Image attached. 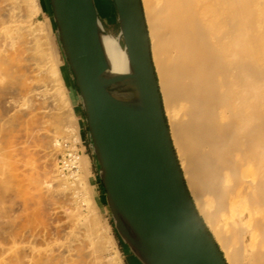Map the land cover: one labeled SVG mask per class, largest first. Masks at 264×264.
I'll list each match as a JSON object with an SVG mask.
<instances>
[{"label":"bare ground","instance_id":"6f19581e","mask_svg":"<svg viewBox=\"0 0 264 264\" xmlns=\"http://www.w3.org/2000/svg\"><path fill=\"white\" fill-rule=\"evenodd\" d=\"M22 1L27 2L31 15L45 12L41 0L19 2ZM93 1L98 15L100 10L103 15L105 14L103 12L109 11L107 6L109 0ZM140 1L162 105L164 113L166 109L168 115L167 120L165 113L172 146L198 215L211 233L226 264H264V0ZM13 6L9 20L11 23V20H14L12 24L20 25L21 20L14 15L16 13L13 11L15 8ZM110 12L111 9L109 15ZM9 24L7 27L5 25L4 30L2 28L4 34L1 33L5 35L3 39L7 42L0 40L1 43L4 41L12 47L15 38L20 35L18 38L24 39L23 36L28 37V34L25 35L24 31H20L19 25L13 27ZM38 25L39 31L37 27L35 29L39 36L34 37L35 41L32 40L34 49L30 50H33L34 56L30 57L36 59L35 69L41 70L42 75L45 71V75L52 77L56 85V89L54 88L56 97H59L64 108H68L64 113L65 119L58 116L60 120L67 122V125L66 122L64 125L61 123L58 127H62L56 128L60 130H58L59 136L65 128L68 139L71 135L77 138L74 121L76 115L72 106L73 101L71 102L67 94L65 72L54 48L51 46L45 48L41 40L40 35H46L47 32L44 33V30H49V27L43 21ZM101 27L103 29L101 41L108 62L106 75L130 73L132 70L128 52L122 46L121 39L107 32L102 23ZM4 45V49L11 48ZM6 51L0 49V52H5L4 55L0 54V86L2 81L5 82L7 75L9 80L6 81L12 84L10 88L12 89L15 84L13 85V75L10 76L13 73L10 71L15 55L14 53L8 55L12 50L9 52L8 49L7 54ZM7 56L8 58H5ZM38 76L41 77L37 73L36 77ZM40 77L38 80L40 79L41 84L37 78L35 81L37 80L40 87L44 88L48 85V78ZM15 82H18L17 79L14 80ZM25 82L22 81L21 85H26ZM9 84L8 86L6 84V87L2 83V86L9 90ZM39 84L35 83L34 87ZM30 86L33 84H29L27 88ZM1 87L0 92H3L2 89L5 88ZM33 88L28 89V92ZM47 92L48 90L45 93ZM114 94L129 98L132 95V87L119 84L114 89ZM55 141L57 146L62 145L58 138ZM70 156V160L66 159L65 166L73 179L69 182L67 175L62 174V177H66L62 178V182H67L69 185H64L70 186L74 193L76 189L79 190L76 192L78 197L74 196L77 200L74 199L73 203H77L76 209L79 205L80 212L72 206L76 211H72L71 208L72 213L69 215L71 221L74 220L73 225L81 224L80 228L75 225L77 229L71 225L73 226L71 230L80 234L85 224L86 237L88 236L87 239L93 247L91 251L98 255L95 254L94 258H100L106 250L113 249V243L110 242L111 236H108L107 229L103 230V226L99 224L102 222L98 215V200L92 194L88 156L78 155L75 152ZM81 203L87 205L90 212L87 216L80 209ZM123 224L127 226L126 223ZM99 225L100 234L97 233ZM94 230L97 232L95 233ZM75 232L72 234L76 235ZM95 234H99V238L94 237ZM12 239L14 244L21 241L17 236ZM83 239L82 241L80 239L81 243ZM77 250L79 249L74 251ZM26 256L28 257V254ZM38 256L35 258L40 259ZM21 257L18 255L16 264H26ZM108 260L112 264H119L121 259L118 251ZM26 261L28 262L29 259ZM110 262L108 261L107 264Z\"/></svg>","mask_w":264,"mask_h":264},{"label":"water","instance_id":"95a60500","mask_svg":"<svg viewBox=\"0 0 264 264\" xmlns=\"http://www.w3.org/2000/svg\"><path fill=\"white\" fill-rule=\"evenodd\" d=\"M114 1L132 71L112 76L94 1L50 0L115 227L143 264H226L172 146L141 1ZM119 84L131 97L114 94Z\"/></svg>","mask_w":264,"mask_h":264},{"label":"rangeland","instance_id":"374dc122","mask_svg":"<svg viewBox=\"0 0 264 264\" xmlns=\"http://www.w3.org/2000/svg\"><path fill=\"white\" fill-rule=\"evenodd\" d=\"M12 2L14 3V6ZM18 2L17 0H0V29L2 30L3 28L4 30V28L7 27V24L11 23L9 19L11 18L12 14L11 16H9V14L13 6L15 7L13 8V11L17 14L14 15L17 18H20L21 21L19 22L23 28L21 29V26L17 23L12 24L14 20H11V24L13 27H16V24L17 26L19 25L18 28L20 31H24L25 35L28 34V37L27 35L23 36L24 39L21 37L18 38L20 35L18 37L16 36L17 38H15L14 44L15 47L12 46L14 47L12 49L11 45H8V43H6L7 41L3 39L5 38V35L3 36L1 34H4L3 30H0V39L6 41L3 42L5 45L11 47H8L9 52L11 50L12 51L8 53L7 47L4 49V43L2 42V45L1 40L0 45L2 46L0 49L2 51L7 50L6 54L8 53V55L11 53H14L15 55V61L14 57H12L14 63L11 62L12 69L10 71L13 73L10 75H13V80L11 77L10 79L12 80L13 85H15L12 87V89H10L12 84H9L10 82L8 81V83L6 81L8 79L6 75V80L4 79L5 82H1V86L2 83L4 86H6V84L8 86L9 84V90H6L7 88L4 86H0L1 88H5L2 89L3 92H0V264H16L18 255L19 257L22 256L21 258L26 262V264H35V261L36 264H40L41 260V264H107L108 261L110 262L108 258L110 259L112 254L116 251H118L121 259L119 264H143L131 252L129 246L121 238L115 227V220L113 218L111 209L108 206L106 191L99 175V165L96 155L93 151V145L83 101L62 42L60 40L59 29L53 14L51 2L50 0H41V3L45 7V12H41L38 15L30 14V10H28L30 7L28 6L27 2L22 1L21 3L19 2L20 4ZM107 6H109V11L111 9L110 15L108 13L109 11L103 12L105 13L103 15L101 13L102 10L99 9L100 20L105 30L119 37L121 39L122 46L125 47L123 37L120 35L121 30L115 1L109 0ZM98 8L100 7L98 6ZM16 17L14 19L17 21L18 19ZM41 21H43L49 27V30H44V33L45 31L47 32L46 35H40V37L42 36L41 40L44 43L45 48L51 46L56 51V54H58V59L66 75L67 94L69 95L71 102L73 101L72 106L76 115L74 121L77 131L75 132V136H77V138H73L74 135H71V137H69L70 140L66 137L68 135L65 128L62 131L63 133H61V136H59L60 130L56 129L58 125H61V123H63L62 125L65 124L66 120H60L58 116L65 119L66 117L64 113L68 108H64V105H62L58 99L59 97H56L57 94L54 92L56 85L52 77L47 74L51 77L49 79V77L45 75V71L42 70V75L41 70H37L38 68L35 69L36 59L33 60V58L30 57L34 56L32 53L33 50L31 51L30 49L34 47H32V44L34 43L32 40H34V37L39 36L38 24ZM11 24L9 25L11 26ZM35 27L38 28V31L35 29ZM32 28L34 30H32ZM28 41L31 42L28 43ZM1 53L3 52H0V54ZM4 53L2 55H4ZM5 58H8V56ZM37 73L38 75L40 74L41 77L44 76L48 78V87L45 86L48 90L47 94L45 93L47 91L46 88L44 87V89L43 87H40L41 82L40 79L38 80L40 76L37 78ZM35 77L40 82V84L37 80L36 81L38 83L35 81ZM14 78L17 79V83H14ZM22 81L23 83L26 81V85H21ZM35 83L39 84L37 85V87L39 86L38 88L34 87ZM29 84H33V86H30V88L34 87L36 89L34 91L33 88L32 91L34 92H28V89L30 88H27V86ZM42 91L45 94H43ZM31 92L33 94H31ZM27 93H29L28 95L31 97L28 96ZM28 99L30 101H28ZM165 113L168 120L166 109ZM54 123H57L56 126ZM60 129L62 130L63 128ZM57 138L62 143V145H58L59 147L55 141ZM72 152H75L78 155L86 154L88 156L92 194L98 200V215L99 219L101 220L100 222H102L99 224L103 226V230L107 229L106 232L109 237L111 236L110 238L112 239H110V242L111 244L113 243V251L106 250V254L102 253L103 257L101 256L100 258H94L96 253L94 254V252H92L93 247H91V244L87 239L88 236L86 237L85 231L87 230V226H85V224L82 226L83 229H78L80 230V234L77 232L78 236H76L77 233L75 230L72 232L73 226L75 227L76 225L80 228L81 225H77L75 223L73 225L72 221L74 220L71 221L72 218L70 217L72 213L70 212L71 208L72 211H79V205L77 207L78 209H76L75 206L77 203H73L75 201L74 199H76L75 197H78L76 192L79 190L76 189L74 193L73 189L70 186L68 187L69 184L67 182H62V178H66L64 176L62 177V174L65 176L67 175V181L69 182H71L70 180L73 179L70 176V171L65 166L66 159L70 160V154ZM64 184L68 185L66 186ZM82 204L84 203H81L80 209L82 213L87 216L90 212L87 209V205ZM72 206L75 207L74 209L76 210H74ZM90 217L92 218V215ZM71 225L73 226L71 227ZM100 225L98 228L99 232H97L98 230L96 228L97 231L94 230L95 233L97 232L100 234ZM77 228L78 227H75L74 229ZM71 232H75L76 235L72 234ZM70 233L73 236L70 235ZM99 234H95L94 237L100 236ZM14 236H17L19 238L18 240L21 241L16 244L12 243V237ZM79 238L81 241L82 239L84 240L82 243L85 246L81 243ZM22 240L24 242H22ZM84 242L88 243L86 244ZM72 246L75 248L77 247L76 249L79 250L74 251L76 249L72 248ZM79 247L84 249V252ZM83 247H86L87 250ZM89 249L90 251L92 250V253L90 251L88 252ZM23 251L25 253L22 254ZM34 251L35 253H33ZM27 254L28 257L26 256ZM35 254L37 255L35 256ZM61 254L64 255L61 256ZM23 255H25L24 258ZM37 256L40 257V259L35 258ZM96 256L98 255L96 254ZM67 257H69V259ZM28 259L30 262L26 261Z\"/></svg>","mask_w":264,"mask_h":264}]
</instances>
